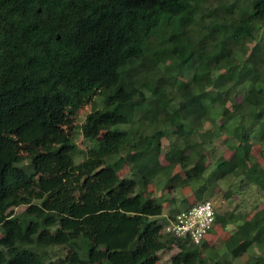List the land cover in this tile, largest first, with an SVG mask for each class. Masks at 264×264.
<instances>
[{
	"label": "trees",
	"instance_id": "16d2710c",
	"mask_svg": "<svg viewBox=\"0 0 264 264\" xmlns=\"http://www.w3.org/2000/svg\"><path fill=\"white\" fill-rule=\"evenodd\" d=\"M263 156L264 0H0V264H264ZM228 178L260 209L165 233Z\"/></svg>",
	"mask_w": 264,
	"mask_h": 264
},
{
	"label": "rangeland",
	"instance_id": "374dc122",
	"mask_svg": "<svg viewBox=\"0 0 264 264\" xmlns=\"http://www.w3.org/2000/svg\"><path fill=\"white\" fill-rule=\"evenodd\" d=\"M205 2L207 4L212 3V7H213V5L216 3V0H214V1L213 0H205ZM208 9H210V7H208ZM209 12H211V11H209ZM89 109L90 108H86V109L81 110L77 115L76 122L73 124V128L75 130L76 144L78 145V147L81 150H85V149L91 147V145H92L90 142H88L82 138V135H81V132L79 129V127L81 126V124L84 121L85 115L89 112ZM220 142H221V140H220ZM166 146H167V142H165V148H166ZM260 148H261L260 143L254 142V150L256 151V154H254V155L257 157H259ZM221 153L225 157H229L231 154L230 151L227 150L226 147L222 148ZM80 159H81V157H77L76 161L78 162ZM258 160L261 164H264V156H263V158H259ZM162 163L165 164L164 161H162ZM126 172H127V170H123L120 173V176H126L127 175ZM233 182H235V180H233L232 178H228V179H225L223 181H220L217 183L215 188H212L211 190L206 192L202 197L204 198V200H209L213 204V206H215V209H217V210H223V209H225L226 206L230 207L231 209H234L236 205L237 206L240 205L241 210L251 211L254 214V212H256L261 207L260 202L257 199H255L253 196V194H255V191L249 192L248 194L239 195L238 197L236 196L232 201L224 200V198H223L224 192L229 188V186ZM160 189H161V187L150 185L147 188L146 195L154 197V198H158L162 194V192H160ZM163 191L165 192V190H163ZM168 197L169 198L175 197L176 201H178V199L180 197H184L186 205L187 204L188 205L194 204L196 201L194 195L192 194V192L189 188H183L180 192L172 191L170 193V195H168ZM242 200H243V202H242ZM23 209L24 208H17L14 212L19 213ZM220 232L221 233H217L214 236H212L211 238L208 237L209 240L208 239L207 240L212 244H214V243L217 244L218 241H221V240H223V238H225V230L220 231ZM172 253H175V250ZM172 253H169V252L162 253L159 257L160 259H159L158 264H169L168 260H169L170 254H172ZM243 262H244V258H241L239 260H234L233 264H243Z\"/></svg>",
	"mask_w": 264,
	"mask_h": 264
},
{
	"label": "built area",
	"instance_id": "2783aa9c",
	"mask_svg": "<svg viewBox=\"0 0 264 264\" xmlns=\"http://www.w3.org/2000/svg\"><path fill=\"white\" fill-rule=\"evenodd\" d=\"M215 222V213L210 201L199 203L178 214L165 228V233L176 237H189L194 245H199Z\"/></svg>",
	"mask_w": 264,
	"mask_h": 264
}]
</instances>
